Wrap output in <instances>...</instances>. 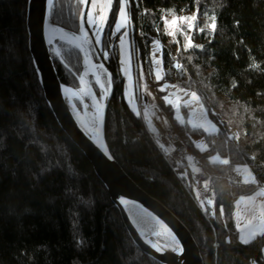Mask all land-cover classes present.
Instances as JSON below:
<instances>
[{
    "label": "trees",
    "instance_id": "trees-1",
    "mask_svg": "<svg viewBox=\"0 0 264 264\" xmlns=\"http://www.w3.org/2000/svg\"><path fill=\"white\" fill-rule=\"evenodd\" d=\"M26 3L0 0V264H156L133 246L103 185L45 103L28 52ZM80 7L79 0H53L52 24L78 32ZM119 10L120 0H112L94 45L111 77L105 139L112 156L188 228L203 264H264V234L241 243L233 221L236 200L257 190L234 179V168L247 166L264 189V0H126L135 85L139 64L151 78L150 49L158 41L162 78L149 88L170 128L216 177L214 203L204 208L188 166L166 156L124 98ZM182 16L195 17L192 30L171 36L167 19ZM63 62L54 60L58 78L76 88L71 72L79 73L80 54L64 49ZM163 84L207 102L216 131L179 123ZM214 156L221 162L211 163Z\"/></svg>",
    "mask_w": 264,
    "mask_h": 264
},
{
    "label": "water",
    "instance_id": "water-1",
    "mask_svg": "<svg viewBox=\"0 0 264 264\" xmlns=\"http://www.w3.org/2000/svg\"><path fill=\"white\" fill-rule=\"evenodd\" d=\"M52 3L53 0H27L25 28L28 52L37 81L55 122L90 164L117 210L126 235L140 253L156 264H203L198 246L188 228L162 203L141 189L112 156L105 139V119L112 84L111 77L102 64L100 67L108 76V85L107 88H100L95 82L91 84L92 89L94 85L99 91L98 96L93 89V102L87 101L93 114L91 132H87L80 125L67 95V91L77 93L79 88L73 89L60 82L47 33L48 27L53 26L73 39L82 37L86 33L85 19L89 0H81L78 32L52 24ZM86 46L80 43L76 47L68 46L78 51L81 56L82 71L76 77L79 86L84 65L90 67L95 64L89 47ZM77 101L81 107V100ZM133 213L140 215L150 229L139 230L133 222ZM165 234L172 238L173 248H168L156 238Z\"/></svg>",
    "mask_w": 264,
    "mask_h": 264
},
{
    "label": "rangeland",
    "instance_id": "rangeland-1",
    "mask_svg": "<svg viewBox=\"0 0 264 264\" xmlns=\"http://www.w3.org/2000/svg\"><path fill=\"white\" fill-rule=\"evenodd\" d=\"M79 1L81 3V0ZM111 3H112V0H89L88 10L86 13V19H85L86 41H87L91 56L94 60V63L99 66H101V64L103 65V63L101 61V57L97 49L99 45V39L101 36V32L103 31ZM125 8H126V0H120V10L118 13L114 31L120 34V37L117 42V48H118V55H119L120 70L126 82L125 99L127 101L129 100L128 99L129 98L128 88L130 84V80H128L129 79L128 77H129V69L131 70V68H129L130 64L128 60L130 40L128 36L129 28H128V23L126 19L127 16H126ZM194 21H195L194 16H186V17L182 16L178 19H172V20L167 19V22H166L167 31L171 36H175L177 33H182L183 35L188 36V34L193 28ZM94 45L97 47V49ZM53 46H51V53L54 57V60H58L61 64L65 66L63 62V51L64 49H67V48L72 49V48L68 47L67 45L60 44V43L53 44ZM67 69L71 72V70L68 67ZM81 71H82V62H81V56H80L79 73L75 74L74 72H71L76 80L77 87L76 88L71 87V86H68V87H71L73 89H78L80 87L76 77L80 75ZM149 72H150L151 78L148 77L146 72H143L140 64L138 65L139 85H135V83L133 84L134 94L136 96V91H137L138 94L141 95V104L144 110L143 116H144V121L146 123V126L150 134H152V136L158 142V146L161 148V150H163L166 153V148L173 147V145H171L169 142L166 141L162 133V130H164L163 128L165 129L168 128V125H169L168 120L166 116L162 113L161 109L158 107L157 102L155 98L153 97V93L149 88V82H148L151 79L159 81L162 78L161 46L158 41H154L151 45ZM100 77H101L104 87L107 88L108 76L102 69L100 70ZM133 82H134V78H133ZM92 86H93V89L96 95L99 96V91L97 90V88L94 85ZM160 90L163 92H166V94L163 97V100L167 105H170L172 107L174 111V118L179 123L185 122L191 128L201 129L206 134H213L216 131V125L209 119L207 115V110L205 108V105H208L207 102L203 103V101H201L198 97L194 96L193 94L186 92L184 90H181L179 88H176L174 86L168 85V84H163L160 87ZM211 112L213 115L216 114L215 111L212 109H211ZM218 121L220 122L221 120L218 119ZM169 129H170L169 132H173L176 134V132L173 129L171 128ZM228 137L236 140L237 138L236 131H230V133L228 134ZM195 148L199 152H203L207 148V145L204 139H198L197 141H195ZM190 153L195 155L191 151ZM196 158L199 162L193 163V166L192 164H190V168L191 169L196 168L198 170V174L204 175L205 171L207 170L205 169L203 162L200 161L198 157ZM171 159L176 164L182 163V160H181L182 158L178 156L171 157ZM210 162L217 163V162H221V160L219 159V157L214 156L210 158ZM235 171L240 172L241 174L243 173L242 180L244 182L248 179V177L253 178V175L247 166H236ZM206 173L208 177L210 175L214 176L208 171ZM192 176L195 178L194 172H192ZM233 177L234 179L236 178L234 173H233ZM206 179H203V180H206ZM198 203L202 208L205 207L203 203L201 202H198ZM240 228H243V227H240ZM240 234H241V240H243L244 243L249 242L252 238L256 236V235H253V237L251 236L247 237L248 235H247L246 229L244 228L242 229V232ZM261 253L264 256V247L262 248Z\"/></svg>",
    "mask_w": 264,
    "mask_h": 264
},
{
    "label": "crops",
    "instance_id": "crops-1",
    "mask_svg": "<svg viewBox=\"0 0 264 264\" xmlns=\"http://www.w3.org/2000/svg\"><path fill=\"white\" fill-rule=\"evenodd\" d=\"M130 47H131V45L129 43V58H128L129 64H130ZM129 68H130V66H129ZM128 78H129L128 80H130V84H129V88H128V93H129L128 99L129 100H127L126 102L129 106V108L135 114L142 116V118L144 120V116H143L144 110H143V107L141 104V95L138 94L137 91H136V96L134 94V85H133L134 82H133V78H132V74H131L130 69H129V77ZM125 85H126V82L124 80V88H123L124 98L126 97ZM137 85H139V77H138ZM145 125H146V123H145ZM146 128H147V126H146ZM169 128H170L169 125H168L167 129L163 128L164 130H162V133H163L164 137H165L166 133L169 132V130H170ZM147 130H148V128H147ZM148 132H149V130H148ZM149 134H150V132H149ZM150 135L158 146V142L156 141V139L152 136V134H150ZM174 150H175L174 147H168V148H166V153L163 150L162 151L166 154V156L168 158L171 159V157L176 156ZM195 158H196L195 155L191 154L189 157H187L185 159H181L182 163L184 162L188 166L189 170L191 172L195 173V178L192 176L194 183L199 181V180L206 179L208 177L207 173H206L207 171H205L204 175H200V174H198V170L196 168H194V169L190 168V164H192V166H193V163H195ZM188 161H189V163H188ZM233 173L235 174V177H236L235 179L239 183H241L243 185H253L257 188L256 192L254 194H252L251 196L239 198L234 203V210H233L234 224H235V227L238 231L239 241L241 243H244L243 240H241V234H240L242 232L243 228L246 229V232L248 235L247 237H249V236L253 237V235L259 236L258 234H260V235L264 234V189L260 188L256 185L254 177L253 178L248 177V179L244 182L242 180L243 179V175H242L243 173L241 174L240 172L235 171V168L233 170ZM240 227H243V228H240Z\"/></svg>",
    "mask_w": 264,
    "mask_h": 264
},
{
    "label": "bare ground",
    "instance_id": "bare-ground-1",
    "mask_svg": "<svg viewBox=\"0 0 264 264\" xmlns=\"http://www.w3.org/2000/svg\"><path fill=\"white\" fill-rule=\"evenodd\" d=\"M47 34L51 46L57 43L65 44L70 47H76L78 43L83 44L84 46L88 45L86 41V33L78 39H73L70 36H67L64 33H62L59 29L53 26H49ZM100 70L101 67L95 64L94 65L92 64L90 67L84 65L83 73L79 78L80 87L78 89V92L74 93L72 91H67L68 99L73 107L74 114L76 115V118L78 119L80 125L87 132H91L93 125L92 109L90 108V104L87 102L88 100L93 102V100L91 99L93 98L94 93L91 84L95 82L96 85L99 86L100 88L104 87L100 77ZM82 99L84 101H82ZM77 100H81L82 102L81 107H80V103H78ZM85 102H87L88 104H85ZM77 104L79 106H77ZM131 216L134 224L139 230L150 229L149 226H147L146 221L140 215L133 213V215ZM156 238L161 242H163L166 246H168V248H173L174 244L170 236L165 234L164 236L162 235L156 236Z\"/></svg>",
    "mask_w": 264,
    "mask_h": 264
},
{
    "label": "built area",
    "instance_id": "built-area-1",
    "mask_svg": "<svg viewBox=\"0 0 264 264\" xmlns=\"http://www.w3.org/2000/svg\"><path fill=\"white\" fill-rule=\"evenodd\" d=\"M166 141L174 147L176 156L185 159L190 156L191 153L181 141L179 136L173 132H168L165 135ZM195 162L199 161L195 158ZM216 177L210 175L207 180H199L195 182V192L198 202L203 203L206 206H211L214 203L212 182Z\"/></svg>",
    "mask_w": 264,
    "mask_h": 264
}]
</instances>
